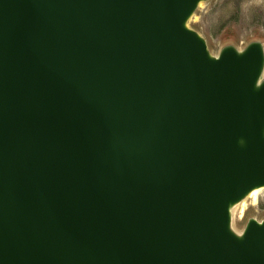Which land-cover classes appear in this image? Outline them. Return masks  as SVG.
Returning a JSON list of instances; mask_svg holds the SVG:
<instances>
[{
  "label": "water",
  "instance_id": "1",
  "mask_svg": "<svg viewBox=\"0 0 264 264\" xmlns=\"http://www.w3.org/2000/svg\"><path fill=\"white\" fill-rule=\"evenodd\" d=\"M203 0H0V264H264V50L218 58Z\"/></svg>",
  "mask_w": 264,
  "mask_h": 264
},
{
  "label": "rangeland",
  "instance_id": "2",
  "mask_svg": "<svg viewBox=\"0 0 264 264\" xmlns=\"http://www.w3.org/2000/svg\"><path fill=\"white\" fill-rule=\"evenodd\" d=\"M186 25L205 40L212 58H218L227 48L242 53L252 43H260L264 50V0H203ZM263 82L264 68L258 83ZM250 220L264 222V189L256 203L244 197L230 207L234 234L241 236Z\"/></svg>",
  "mask_w": 264,
  "mask_h": 264
},
{
  "label": "bare ground",
  "instance_id": "3",
  "mask_svg": "<svg viewBox=\"0 0 264 264\" xmlns=\"http://www.w3.org/2000/svg\"><path fill=\"white\" fill-rule=\"evenodd\" d=\"M257 85L259 86L260 84L257 83ZM264 187H255L252 190H250L245 197H250L253 199V202L256 203L258 200V196L261 190H263ZM249 200V199H248ZM245 206V205H244ZM241 207V206H240ZM243 207V206H242ZM238 210V209H237Z\"/></svg>",
  "mask_w": 264,
  "mask_h": 264
}]
</instances>
